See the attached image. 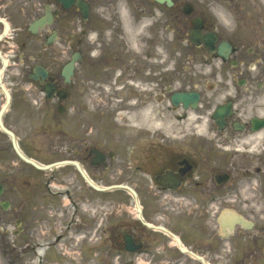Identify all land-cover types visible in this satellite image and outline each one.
<instances>
[{
    "label": "flooded vegetation",
    "instance_id": "flooded-vegetation-1",
    "mask_svg": "<svg viewBox=\"0 0 264 264\" xmlns=\"http://www.w3.org/2000/svg\"><path fill=\"white\" fill-rule=\"evenodd\" d=\"M173 1L174 12L167 0H0V243L11 264H264V3ZM196 17L215 37L214 76L180 89L200 92L195 118L226 108L203 140H186L199 123L183 110L172 140L143 116L157 69L171 91L172 18L183 41ZM5 128L48 167L19 156Z\"/></svg>",
    "mask_w": 264,
    "mask_h": 264
},
{
    "label": "rangeland",
    "instance_id": "rangeland-1",
    "mask_svg": "<svg viewBox=\"0 0 264 264\" xmlns=\"http://www.w3.org/2000/svg\"><path fill=\"white\" fill-rule=\"evenodd\" d=\"M260 4H262V0H256ZM178 20H172L171 21V37H172V45H171V59L173 62L178 61L180 66L177 68L178 74L176 77H181V81H175L173 85L179 86L181 84H186L189 79H198V81H205L208 80L205 79V77H208V73H210V70L208 68H205L204 71L201 70V61L206 60H212V58H206L207 56L205 53L206 51H203L200 48H197L193 46L191 43H187V41H178L177 36L179 35V32L176 30V27L178 25ZM79 29H77L78 31ZM110 38V36H109ZM186 45V49L184 47H181L183 45ZM205 52V53H203ZM174 70V68L172 69ZM175 72V70H174ZM203 77V80L201 79ZM196 82V81H195ZM177 113H175L173 110H165L161 112L156 113V119L160 120L161 123H171L174 125L179 124L177 118L175 117ZM190 134V133H189Z\"/></svg>",
    "mask_w": 264,
    "mask_h": 264
},
{
    "label": "water",
    "instance_id": "water-1",
    "mask_svg": "<svg viewBox=\"0 0 264 264\" xmlns=\"http://www.w3.org/2000/svg\"><path fill=\"white\" fill-rule=\"evenodd\" d=\"M65 4H68V1L69 0H62ZM84 11H85V13H86V8L84 9ZM186 11L187 12H189V10L186 8ZM195 27H198V25H197V21H195ZM197 34H192V40L193 41H199L197 38ZM204 39H205V43H207L208 45H210L211 44V40H208V38L205 36L204 37ZM189 99H193V100H195V99H197V95H194V97H193V95H189V94H180V95H176L175 97H174V100L175 101H188Z\"/></svg>",
    "mask_w": 264,
    "mask_h": 264
},
{
    "label": "bare ground",
    "instance_id": "bare-ground-1",
    "mask_svg": "<svg viewBox=\"0 0 264 264\" xmlns=\"http://www.w3.org/2000/svg\"><path fill=\"white\" fill-rule=\"evenodd\" d=\"M143 118L144 120H148L151 119V116L149 115V113L145 112Z\"/></svg>",
    "mask_w": 264,
    "mask_h": 264
}]
</instances>
